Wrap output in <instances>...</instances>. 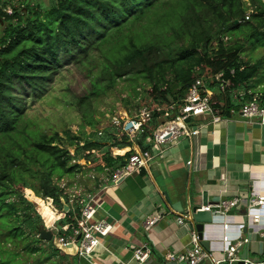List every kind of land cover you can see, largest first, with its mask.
<instances>
[{
  "label": "trees",
  "instance_id": "obj_1",
  "mask_svg": "<svg viewBox=\"0 0 264 264\" xmlns=\"http://www.w3.org/2000/svg\"><path fill=\"white\" fill-rule=\"evenodd\" d=\"M16 2L0 0V264L22 263V256L42 251L43 219L49 227L58 219L52 233L71 234L84 202L69 204L59 184L65 176L83 173L86 164L90 171L111 173L131 154L113 157L112 147L131 145L127 135L113 126L99 129V119L85 111L119 80L149 87L138 104L151 109L134 141L140 149L175 114L169 106L182 103L195 78L211 92L221 115L256 94L264 107V88H252L261 62L242 57L245 45L264 37V0H248L253 6L248 19L245 0ZM60 54L86 69L91 86L75 102L79 129L62 135L41 130L11 92L14 79L33 89L50 78ZM139 94L132 88L130 98ZM123 104L127 108L130 101ZM61 198L70 205L63 217L50 207L52 201L61 211ZM47 244L55 254L52 241Z\"/></svg>",
  "mask_w": 264,
  "mask_h": 264
},
{
  "label": "crops",
  "instance_id": "obj_2",
  "mask_svg": "<svg viewBox=\"0 0 264 264\" xmlns=\"http://www.w3.org/2000/svg\"><path fill=\"white\" fill-rule=\"evenodd\" d=\"M229 117L216 123L206 117L191 119L189 125L198 128L191 139L181 137L161 146L147 141L151 160L117 184L110 181L108 170L93 171L99 185L91 184L78 200L93 197L97 205L93 218L113 222V227L101 239L102 247L88 258L74 255L70 260L61 251V263L51 264H135L132 251L141 244L150 248L143 264H160L166 253L180 254L191 247L193 229L179 225L176 217L190 213L191 205H201L202 193L209 207L216 200L238 199L236 206L203 225L202 241L208 243V252L220 258L228 245L245 237L248 242L238 255L245 250L250 260L264 259V205L248 208L250 198H264V124L248 122L239 114ZM129 141L131 145L123 148L112 147L111 154L140 150L133 139ZM57 211L64 216L63 209ZM155 211H163L164 217L145 231L142 222ZM248 215L258 216V221ZM198 264L210 263L205 259Z\"/></svg>",
  "mask_w": 264,
  "mask_h": 264
},
{
  "label": "built area",
  "instance_id": "obj_3",
  "mask_svg": "<svg viewBox=\"0 0 264 264\" xmlns=\"http://www.w3.org/2000/svg\"><path fill=\"white\" fill-rule=\"evenodd\" d=\"M10 12V10L8 11ZM249 16L246 15L245 19ZM211 92L204 87V83L200 78H195L188 87V90L179 106L175 103L169 106L170 113L175 114L171 119L162 121L153 132V136L148 142L150 144L161 146L167 141H176L181 137L191 139L198 134L197 127L189 125L190 120L197 117H206L208 122L216 123L219 121H227L229 116L239 114L243 119L248 122L256 120L260 124H264V107L259 104L258 95H254L253 99L244 102L237 110L230 109L228 116L221 115L215 109L211 102ZM150 108H142L137 111L133 116H129L127 110L123 111L119 118H113L111 124L119 130L120 134H125L129 139L137 138V135L142 132V127L150 117ZM106 127V126H105ZM103 128V127H102ZM100 134V133H99ZM112 153V152H111ZM113 156L114 153L112 154ZM123 156V155H122ZM152 156L148 149H140L132 152L126 159L125 163L116 168L110 173V181L117 184L125 177L130 176L135 170L140 167H145L151 160ZM73 200H71L72 202ZM238 203L237 198L220 200L214 206L202 207V210H212L215 213L224 214ZM264 205V198L252 197L248 201V208ZM97 205L93 197L87 195L85 202L82 206L80 217L76 220V226L71 229L70 235H57L58 243L67 247L69 245L76 246V255L80 258H88L98 248L102 247L101 239L106 237L113 227V222H106L104 220H95L93 217L96 213ZM251 216L252 220L258 221V216ZM164 217L163 211H155L148 215L142 222V227L148 231L160 219ZM176 222L184 227H192L191 247L186 249L183 253L173 254L166 253L165 259L170 262L180 264H198L199 262L207 259L210 264H230L233 261L239 260L238 248L242 247L248 242L247 238L237 240L235 243L228 245L223 250L220 258L213 257L208 251L204 250L200 243V238L195 230L192 221L191 213H181L176 217ZM48 228V226H47ZM57 231L55 227H53ZM80 238L76 240V237ZM150 257V248L146 244H141L135 247L132 251V260L135 264H143ZM263 264L264 262H253L245 260L244 264Z\"/></svg>",
  "mask_w": 264,
  "mask_h": 264
},
{
  "label": "rangeland",
  "instance_id": "obj_4",
  "mask_svg": "<svg viewBox=\"0 0 264 264\" xmlns=\"http://www.w3.org/2000/svg\"><path fill=\"white\" fill-rule=\"evenodd\" d=\"M41 1L48 3V0H40V2ZM245 1L247 7L246 15L250 17L253 6L248 0ZM17 4L18 0L16 2V5ZM242 57L244 60L248 59L250 63H255L257 61L261 62V68L252 81V88L255 92H259L264 88V37L259 36L258 39H252L245 45ZM132 88H136L141 94H139L138 97L130 98L132 96ZM11 89L12 94L20 99V105L23 107L27 116L36 122L41 130L49 134L57 132L59 135H62V132L66 129L73 133H76L79 129L80 115L75 107V102L78 97L89 93L91 86L86 74V69L76 64L71 58L60 54V64L50 78L45 81H40L33 89L26 85H21L14 79ZM147 91H149V87L140 81L119 80L114 89L109 90L105 94H100L94 101L92 100L91 110L90 107H88V109L85 110L86 114L92 113L99 119L98 128L100 129L110 125L113 118L121 117L120 115L125 110L128 111L129 116H133L137 111L144 108V106L138 108V104L142 96L147 94ZM126 98L130 101L127 108H125L123 104V99ZM85 131L88 133L90 129L86 127ZM70 152H73L72 148H70ZM78 163L83 166L85 165L82 160ZM84 167L85 170L83 173H78L74 176H65L62 181L59 182L60 186L64 187V191L70 201L83 198L91 190V184L95 185L96 181H98V176L94 174L93 171L86 168L87 164ZM24 195H26V189L24 190ZM44 200L46 201L47 199ZM70 201L69 204L72 203ZM50 203L52 210L59 214L57 211L58 209H55L52 201ZM56 221L57 220H55L50 227L48 226L49 228L47 229L52 230L53 227H55ZM43 224H46L44 219ZM52 234V238L56 239L58 234L55 231H53ZM47 243L48 241L42 240L39 244L42 251L38 252L33 257L22 256V263L41 264L46 257L44 264L61 263L63 260L61 249L54 247V249H56L55 254H52ZM22 263L16 262L12 264Z\"/></svg>",
  "mask_w": 264,
  "mask_h": 264
},
{
  "label": "water",
  "instance_id": "obj_5",
  "mask_svg": "<svg viewBox=\"0 0 264 264\" xmlns=\"http://www.w3.org/2000/svg\"><path fill=\"white\" fill-rule=\"evenodd\" d=\"M215 202H219L218 200H216ZM61 203L63 205V212H67L68 211V205L64 202V200L61 198ZM216 203V204H217ZM208 204V200L206 198V194L202 193V201H201V205H191L190 207V213L192 214V221L195 224V230L198 233V236L200 238V243L202 245V247L204 248V250L208 251V243L202 241V231H203V225L205 223H211L213 216L215 215H220V213H215L212 210H202V207L207 206ZM39 237L40 239H42L43 241H52V243L54 244L55 248H59L61 249V251H63L64 253H67L70 255V260H72V256L76 255V246L75 245H69L67 247H63L61 246L57 239H53V234L51 232V230L47 229V227L44 225H42L40 231H39ZM80 238V235H78L76 237V240H78ZM240 248H238L239 250ZM245 260H250L247 258L246 255V251L242 250V253L239 254V260L238 261H233L230 264H244ZM253 262H264V259L261 260H250ZM160 264H180V263H176V262H170L167 260L162 261ZM251 264V263H248ZM264 264V263H263Z\"/></svg>",
  "mask_w": 264,
  "mask_h": 264
}]
</instances>
